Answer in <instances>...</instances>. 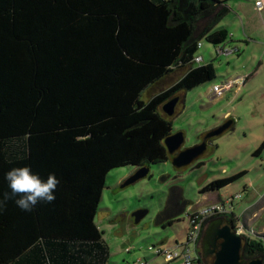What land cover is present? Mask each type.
<instances>
[{
    "label": "trees",
    "instance_id": "obj_1",
    "mask_svg": "<svg viewBox=\"0 0 264 264\" xmlns=\"http://www.w3.org/2000/svg\"><path fill=\"white\" fill-rule=\"evenodd\" d=\"M228 1L0 0V193L10 191L4 174L13 167L59 180L52 202L27 212L9 201L0 211V264H107L94 222L105 178L171 159L163 140L172 120L161 106L214 78L211 63L193 58L201 39H230L227 28L215 29ZM173 69L185 71L141 99ZM263 150L264 139L254 154ZM217 216L238 229L232 209L204 225ZM243 256L264 264V234L245 239Z\"/></svg>",
    "mask_w": 264,
    "mask_h": 264
},
{
    "label": "rangeland",
    "instance_id": "obj_2",
    "mask_svg": "<svg viewBox=\"0 0 264 264\" xmlns=\"http://www.w3.org/2000/svg\"><path fill=\"white\" fill-rule=\"evenodd\" d=\"M226 6L229 12L215 29L227 28L230 39L218 46L201 39L197 51L203 59L201 65L211 63L215 76L186 91L171 117L172 133H183V149L200 144L201 138L218 127L226 128L207 139L205 149L189 164L174 166L173 157L147 164L143 166L148 170L146 176L135 180L141 167L129 165L109 171L94 217L109 250L107 264H166L155 257V248L183 245L190 212L229 197L238 218L235 231L243 241L264 234V150L254 154L264 139V1L229 0ZM197 25L201 28L203 23L198 21ZM221 48L234 52L220 53ZM184 71L173 69L144 90L141 99L172 85ZM229 81L234 83L221 97L210 91L214 85ZM237 174L238 179L225 188L200 192L213 180ZM164 218L174 221L162 226ZM194 248L188 244L193 258ZM168 264H182V259Z\"/></svg>",
    "mask_w": 264,
    "mask_h": 264
},
{
    "label": "water",
    "instance_id": "obj_3",
    "mask_svg": "<svg viewBox=\"0 0 264 264\" xmlns=\"http://www.w3.org/2000/svg\"><path fill=\"white\" fill-rule=\"evenodd\" d=\"M178 103V97H174L161 106L162 112L167 118H171L174 114L175 106ZM226 125L218 127L213 132L207 133L200 144L183 149L182 145L184 137L181 132L172 133L163 140L165 149L169 155H172V163L174 166H183L189 164L193 158H197L206 146V139L221 133ZM148 170L141 167L133 177L136 178L146 176ZM129 182H132L129 180ZM244 241L240 234L235 231L233 226L224 218H216L208 222L205 226L202 237L199 242V250L201 259L208 254L213 257L210 264H263L259 258L245 260L243 257Z\"/></svg>",
    "mask_w": 264,
    "mask_h": 264
},
{
    "label": "clouds",
    "instance_id": "obj_4",
    "mask_svg": "<svg viewBox=\"0 0 264 264\" xmlns=\"http://www.w3.org/2000/svg\"><path fill=\"white\" fill-rule=\"evenodd\" d=\"M4 180L10 191L0 193V211L6 208L9 201H13L22 211L31 212L38 203L52 202L55 199L54 191L59 184L54 173L49 174L45 180L34 173L30 166L11 168L5 172ZM201 211L207 212L209 209Z\"/></svg>",
    "mask_w": 264,
    "mask_h": 264
},
{
    "label": "built area",
    "instance_id": "obj_5",
    "mask_svg": "<svg viewBox=\"0 0 264 264\" xmlns=\"http://www.w3.org/2000/svg\"><path fill=\"white\" fill-rule=\"evenodd\" d=\"M257 5H260V3H258ZM257 9L260 10V6H258ZM197 47H200V43L197 44ZM232 51L233 50H231V52ZM219 52L227 54L230 51H223L219 49ZM193 62L195 64H201L202 62L201 56L198 55L194 56ZM233 83L234 81L232 82L229 81L228 83H225L222 86L214 85L211 89V92L215 96L220 97L222 96L224 91L228 90L233 85ZM232 200L233 198H228L223 203H213L191 211L190 215L188 216L189 228L186 233L184 244L180 246L176 244V246L166 249L155 248L154 250L155 257L162 258L166 264L175 261L178 258L182 259V264H194V259H196L197 256L195 258L191 256V252L188 249V244H193L196 247L198 245L202 228L204 226V221L206 220V218L215 215L229 214L230 211L228 210H230L229 207H231ZM202 209H209V211L202 212L201 211ZM153 247H149L148 249L152 250L154 249ZM136 264H147V263L137 261Z\"/></svg>",
    "mask_w": 264,
    "mask_h": 264
},
{
    "label": "crops",
    "instance_id": "obj_6",
    "mask_svg": "<svg viewBox=\"0 0 264 264\" xmlns=\"http://www.w3.org/2000/svg\"><path fill=\"white\" fill-rule=\"evenodd\" d=\"M264 1V0H263ZM232 41V40H231ZM200 43V47H201V41L199 42ZM200 47H198V49L200 48ZM220 50H223V51H228V50H224L223 48H221ZM234 52V50L231 52V50H230V52L229 53H233ZM228 54V53H227ZM199 56V55H198ZM202 58V57H201ZM202 61H203V59H202ZM183 74V73H182ZM182 75H180V77H181ZM247 78H245L244 79V81L246 80ZM240 80V79H239ZM244 81H241L242 83H244ZM211 91V90H210ZM185 92H179L177 95H176V97H178V103L180 102V104L181 103H183V94H184ZM181 94V95H180ZM221 97V96H220ZM177 103V104H178ZM176 110V106H175V109H174V111ZM170 119H172V118H170ZM183 134V133H182ZM204 139V138H203ZM209 139V138H208ZM202 142V138H201V141H200V143ZM171 158L173 157V156H170ZM227 186H229V185H227ZM226 186V187H227ZM225 188V187H224ZM213 192H215V191H213ZM207 193H209V192H205V194H207ZM229 198H232V197H229ZM228 199V198H227ZM226 200V199H225ZM225 200H220L219 199V201H215V203H223V202H225ZM210 204H213V203H210ZM232 204H233V202L231 203V207H229L230 209L232 208ZM185 205V204H184ZM230 206V205H229ZM185 207V206H184ZM183 207V208H184ZM188 208H190V207H188ZM194 210H196V209H194ZM193 211V210H192ZM216 216V215H215ZM212 217V216H211ZM171 218V217H170ZM169 218V219H170ZM208 218H210V217H208ZM216 218H224V219H228V218H225V216H217V217H215V218H213L212 220H214V219H216ZM168 220V218H164L161 222H166ZM211 221V220H210ZM209 222V221H208ZM208 222H207V224H208ZM206 224V225H207ZM166 225V224H165ZM206 225H204L203 226V228H202V232H203V230H204V228H205V226ZM202 232H201V235H200V238H199V242H200V239H201V237H202ZM187 233V232H186ZM186 238V237H185ZM199 242H198V245L194 248L195 249V252H196V256H197V258L198 259H200V260H202L201 259V253H200V250L198 251L197 250V248H199ZM213 262V257H211V260H210V262H209V264L210 263H212ZM201 263V262H200ZM201 264H203V263H201Z\"/></svg>",
    "mask_w": 264,
    "mask_h": 264
},
{
    "label": "flooded vegetation",
    "instance_id": "obj_7",
    "mask_svg": "<svg viewBox=\"0 0 264 264\" xmlns=\"http://www.w3.org/2000/svg\"><path fill=\"white\" fill-rule=\"evenodd\" d=\"M204 138V137H203ZM202 141H203V139H202ZM206 141H207V139H206ZM170 156H172V155H170ZM229 222V221H228ZM230 223V222H229ZM244 257V256H243ZM245 258V257H244ZM210 260H211V257L207 254L206 256H205V258H202V260L200 261L201 263H203V264H209V262H210ZM245 260H249V258H245Z\"/></svg>",
    "mask_w": 264,
    "mask_h": 264
}]
</instances>
